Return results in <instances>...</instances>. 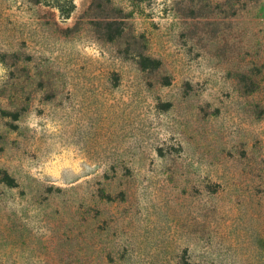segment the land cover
Returning <instances> with one entry per match:
<instances>
[{
  "label": "rangeland",
  "instance_id": "rangeland-1",
  "mask_svg": "<svg viewBox=\"0 0 264 264\" xmlns=\"http://www.w3.org/2000/svg\"><path fill=\"white\" fill-rule=\"evenodd\" d=\"M0 264H264V0H0Z\"/></svg>",
  "mask_w": 264,
  "mask_h": 264
}]
</instances>
